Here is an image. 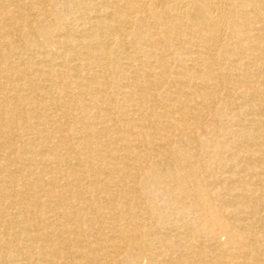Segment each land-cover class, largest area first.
<instances>
[{"label":"bare ground","instance_id":"1","mask_svg":"<svg viewBox=\"0 0 264 264\" xmlns=\"http://www.w3.org/2000/svg\"><path fill=\"white\" fill-rule=\"evenodd\" d=\"M0 264H264V0H0Z\"/></svg>","mask_w":264,"mask_h":264}]
</instances>
